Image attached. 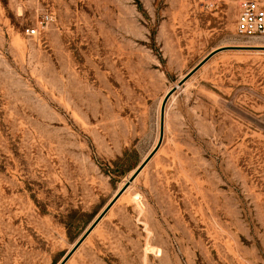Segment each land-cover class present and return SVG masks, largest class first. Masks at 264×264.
<instances>
[{"label":"rangeland","instance_id":"374dc122","mask_svg":"<svg viewBox=\"0 0 264 264\" xmlns=\"http://www.w3.org/2000/svg\"><path fill=\"white\" fill-rule=\"evenodd\" d=\"M239 2L0 0V264H60L156 149L66 264H264V38Z\"/></svg>","mask_w":264,"mask_h":264},{"label":"built area","instance_id":"2783aa9c","mask_svg":"<svg viewBox=\"0 0 264 264\" xmlns=\"http://www.w3.org/2000/svg\"><path fill=\"white\" fill-rule=\"evenodd\" d=\"M203 8L215 10L222 6L224 0H198ZM53 10L42 14L39 24L28 27L26 33L37 37L41 30L47 29L54 22ZM236 31L246 38H264V0H240L236 22Z\"/></svg>","mask_w":264,"mask_h":264},{"label":"water","instance_id":"95a60500","mask_svg":"<svg viewBox=\"0 0 264 264\" xmlns=\"http://www.w3.org/2000/svg\"><path fill=\"white\" fill-rule=\"evenodd\" d=\"M217 51H213L210 53L206 58H204L184 79H182L178 86H175L166 96L162 110H161V125H162V133H161V139L163 136V130H164V122H165V112H166V106L167 103L172 96V94L177 91L178 87L183 85L189 77H191L195 72H197ZM157 149L154 150L145 160L144 162L136 169V171L133 173V175L130 177V179L126 182V184L118 191V193L115 195V197L110 201V203L105 207V209L100 213V215L95 219V221L91 224V226L87 229V231L84 233V235L78 240V242L74 245L72 250L64 257V259L61 261L60 264H66V262L70 259V257L76 252V250L81 246V244L86 240V238L91 234V232L95 229V227L101 222V220L105 217V215L109 212V210L114 206V204L118 201V199L121 197V195L127 190V188L130 186V184L138 177V175L141 173V171L144 169V167L147 165V163L151 160V158L156 153Z\"/></svg>","mask_w":264,"mask_h":264},{"label":"crops","instance_id":"0c3cea01","mask_svg":"<svg viewBox=\"0 0 264 264\" xmlns=\"http://www.w3.org/2000/svg\"><path fill=\"white\" fill-rule=\"evenodd\" d=\"M138 176H139V175H138ZM123 194H124V193H123ZM123 194H122V195H123ZM122 195H121V196H122ZM120 198H121V197H120ZM120 198H119V199H120ZM119 199H118V200H119ZM116 203H117V202H116ZM116 203H115V204H116ZM115 204H114V205H115ZM109 211H110V210H109ZM107 214H108V213H107ZM107 214H106V215H107ZM106 215H105V216H106Z\"/></svg>","mask_w":264,"mask_h":264},{"label":"bare ground","instance_id":"6f19581e","mask_svg":"<svg viewBox=\"0 0 264 264\" xmlns=\"http://www.w3.org/2000/svg\"><path fill=\"white\" fill-rule=\"evenodd\" d=\"M256 47H260V46L257 45Z\"/></svg>","mask_w":264,"mask_h":264}]
</instances>
